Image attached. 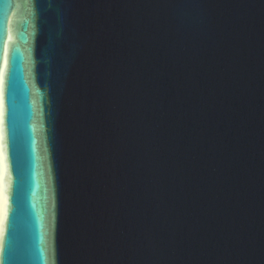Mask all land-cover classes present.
Returning a JSON list of instances; mask_svg holds the SVG:
<instances>
[{"label": "water", "instance_id": "1", "mask_svg": "<svg viewBox=\"0 0 264 264\" xmlns=\"http://www.w3.org/2000/svg\"><path fill=\"white\" fill-rule=\"evenodd\" d=\"M0 264H264V0H0Z\"/></svg>", "mask_w": 264, "mask_h": 264}]
</instances>
